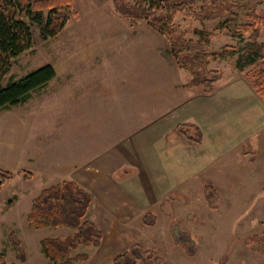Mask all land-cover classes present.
I'll use <instances>...</instances> for the list:
<instances>
[{
  "label": "rangeland",
  "instance_id": "rangeland-1",
  "mask_svg": "<svg viewBox=\"0 0 264 264\" xmlns=\"http://www.w3.org/2000/svg\"><path fill=\"white\" fill-rule=\"evenodd\" d=\"M229 1L237 4L238 14L221 29V20L200 21L187 11L179 12L173 24L193 40L199 37L195 28L209 30L212 36L207 48L212 52L229 45L227 57L209 58V67L223 73L215 83L214 96L226 99L227 95H242L253 104L246 103V109H242L243 103L234 104L228 109L229 117L217 124L219 131L213 134L206 129L205 145L211 143L215 149V162L152 207L146 219L136 222L144 231L140 237L142 247L153 252V264H264V248L249 240L264 230V96L254 91L246 76L264 67V23L256 40V53L250 33H239L240 26L250 21L251 11L264 12V0ZM204 3L207 1L195 0L194 9L199 10ZM73 11L57 35L45 37L39 26L32 25L31 47L13 58L3 80L6 85L45 64L54 66L56 76L46 90H34L27 102L15 108L21 120L5 121L14 131L5 140L22 145L25 141L31 153L43 150L41 159L48 168L57 163L55 147L51 148L57 135L56 119L61 120L59 115L66 112V105L67 109L75 108L78 94L83 95L81 103L85 100L88 146L100 148L114 125L122 124L126 135L151 111L163 110L176 103L178 95L196 91L175 89V83L188 82L192 76L172 58L170 40L145 20L122 17L115 0H74ZM239 59L244 61L243 69L237 66ZM0 113L2 116L5 112ZM221 113L228 116L224 108ZM20 169H12L14 176L0 188V255L8 264H54L46 256L42 240L48 236L64 238L75 229L51 224L36 227L28 215L33 199L59 178L34 161ZM206 183L211 185L205 187ZM86 217L93 218L89 213ZM15 238L24 248L25 261L17 255ZM80 252L96 259L101 247L81 245L73 254ZM90 260L74 264H89Z\"/></svg>",
  "mask_w": 264,
  "mask_h": 264
},
{
  "label": "crops",
  "instance_id": "crops-1",
  "mask_svg": "<svg viewBox=\"0 0 264 264\" xmlns=\"http://www.w3.org/2000/svg\"><path fill=\"white\" fill-rule=\"evenodd\" d=\"M187 83H175V89L194 88V93L178 95L176 103L163 110L151 111L145 118L137 120L135 129L128 130L126 135L122 131V124L114 125L105 134L106 139L100 148L88 146L85 100L81 103L83 95L78 94L73 102L75 108L68 105L67 109L66 105V112L59 115V122L55 115L57 135L51 148L55 147L53 151L62 156L54 153L57 163L52 168L44 165L41 159L43 150L31 153L25 141L22 145L5 140L11 138L14 132L5 121L21 120L14 111L20 105L0 110L5 112L0 115V154L3 155L0 156V168L21 171L23 164L34 161L41 169L48 170L47 173L52 177L59 178V182L75 181L92 194L88 213L92 214L91 221L102 235L108 237L101 240L98 246L101 247V253L96 259L88 257L85 260L88 262L91 259L89 264H112L117 255L131 245L140 243L144 231L136 225L138 221L152 207L180 190L182 185L215 162V149L211 143L207 147L205 145L206 129H211L213 134L219 131L217 124L229 117L231 113L228 109L234 104L243 103L245 108L242 109L253 104L242 95H238V98L227 95L226 99H222L214 96L216 89L205 93ZM46 86L40 90H46ZM63 107L60 109L63 110ZM221 108L228 112V116H222ZM35 118L36 115L33 120ZM191 122L202 130L204 136L201 142L192 141L176 131L179 124ZM109 138L112 140L108 141Z\"/></svg>",
  "mask_w": 264,
  "mask_h": 264
},
{
  "label": "trees",
  "instance_id": "trees-1",
  "mask_svg": "<svg viewBox=\"0 0 264 264\" xmlns=\"http://www.w3.org/2000/svg\"><path fill=\"white\" fill-rule=\"evenodd\" d=\"M204 1L207 3L202 4L199 10L194 9L195 0H115V7L122 17L145 20L153 30L165 35L170 40V53L176 64L187 68L191 73L192 77L186 85L211 93L215 89V83L223 77V73L209 67V58L227 57L230 54L229 45L218 52H212L207 48L212 36L209 30L195 28L194 32L199 35L198 39H188L185 32L173 24V19L179 12L187 11L200 21L221 20L218 25L221 29L227 26V22L238 12L235 10L237 4L229 0ZM73 3L74 0H0V110L25 103L34 90L46 86L56 76L54 66L48 63L22 78L11 79L6 85L3 84L13 58L32 45V25L39 26L45 37L59 34L74 14ZM227 14L232 16L226 17ZM249 17L250 21L240 26L239 33H250L249 36L255 40L251 45L256 53L259 51L256 40L264 23V12L251 11ZM237 66L243 69L244 61L239 59ZM246 76L254 91L264 96V67L251 76L249 74ZM176 131L192 141L203 140L202 130L192 123L179 124ZM28 175L30 174L25 173V176ZM13 176L11 170L0 168V188L3 182ZM208 185L211 183H206L205 187ZM91 204L92 194L72 180L45 187L33 199L28 215L31 225L44 227L51 224L75 229L73 234L64 238L48 236L42 240L43 250L54 264L85 261L89 257L87 252L73 254V251L81 245H100L102 233L86 217ZM148 215L151 216L149 213ZM143 219H146V215ZM147 223L153 224L152 221ZM249 240L264 248V230L251 235ZM14 241L18 257L25 261V252L20 240L15 238ZM149 252L150 250H145L140 243H135L116 256L113 264H153V252ZM0 264H8L3 255H0Z\"/></svg>",
  "mask_w": 264,
  "mask_h": 264
}]
</instances>
